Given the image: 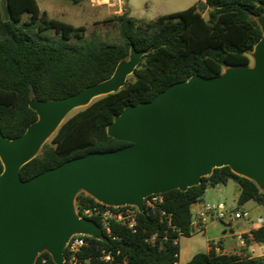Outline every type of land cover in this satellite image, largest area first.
I'll use <instances>...</instances> for the list:
<instances>
[{"label":"trees","instance_id":"trees-1","mask_svg":"<svg viewBox=\"0 0 264 264\" xmlns=\"http://www.w3.org/2000/svg\"><path fill=\"white\" fill-rule=\"evenodd\" d=\"M4 3L9 22L5 20ZM262 17L264 0H205L153 21L136 20L124 11L109 20L119 24L120 44L108 45L96 37L86 40L85 27L50 17L36 0H0V129L7 138L21 136L37 120L38 114L29 107L32 100L77 95L108 80L118 64L128 60L133 47L145 52L124 88L95 99L63 122L52 141L21 168L22 180L26 182L91 152L128 146L107 133V127L127 106L148 103L168 87L193 76L213 78L228 67L250 66V56L262 38ZM50 32L59 39L50 37ZM2 172L0 161V175ZM231 181L238 184L240 207L251 201L264 207V193L254 182L229 167L217 169L197 187L159 195L162 203L151 212L139 214L136 231L114 223L111 234L104 231L101 240L91 237L80 258L99 264L101 252L106 250L117 262L178 264L181 237L195 232L193 207L202 202L209 188ZM93 206L105 207L83 192L77 195L80 214ZM251 234L254 242L264 245V225ZM214 245L211 243L208 252L197 253L188 264H263L251 256L217 253ZM218 246L221 248L222 242ZM42 257L54 264L48 253H42L36 264Z\"/></svg>","mask_w":264,"mask_h":264},{"label":"water","instance_id":"water-1","mask_svg":"<svg viewBox=\"0 0 264 264\" xmlns=\"http://www.w3.org/2000/svg\"><path fill=\"white\" fill-rule=\"evenodd\" d=\"M3 9L11 21L5 3ZM259 25L252 65L228 67L213 78L193 76L148 103L127 106L107 127L108 136L129 143L122 149L91 152L26 182L21 178V168L73 111L125 87L145 54L134 47L108 80L63 99L32 100L38 118L21 136L10 139L0 129V264H35L42 253L64 264L73 236L101 240L99 225L78 216L80 192L143 213L148 197L185 192L229 167L264 193V17Z\"/></svg>","mask_w":264,"mask_h":264},{"label":"rangeland","instance_id":"rangeland-1","mask_svg":"<svg viewBox=\"0 0 264 264\" xmlns=\"http://www.w3.org/2000/svg\"><path fill=\"white\" fill-rule=\"evenodd\" d=\"M39 7L43 11H47L50 17L56 20L70 23L73 26L85 27L86 40L93 37L101 40L108 45L120 44L119 24L117 22H109L115 15L123 14L124 11L129 13L131 18L139 21H153L160 16L171 13H178L199 4L205 0H36ZM207 17V14H204ZM49 36L54 40H58V36L54 32H50ZM75 42H72L74 44ZM253 64V59H252ZM251 64V65H252ZM80 109L73 111L70 115H75ZM68 117V118H69ZM67 118V119H68ZM50 140L46 143L52 141ZM81 193V192H80ZM239 194L238 184L229 182L226 186L211 187L207 190L202 202L193 207L194 214L201 210V205L213 206L217 208L219 205L225 207L226 221L221 222L219 212L208 216L206 231L196 230L190 237L182 236L180 239V263L185 264L192 255L206 252L209 240L221 243L224 240H234L242 229L251 225L252 220L257 217L264 219V207L251 201L240 207L237 202ZM248 211L251 215L250 219L236 220V210ZM227 223H230L228 225ZM227 224V225H225ZM232 226V227H231ZM256 254L261 255L264 251V245L257 243L254 247Z\"/></svg>","mask_w":264,"mask_h":264},{"label":"built area","instance_id":"built-area-1","mask_svg":"<svg viewBox=\"0 0 264 264\" xmlns=\"http://www.w3.org/2000/svg\"><path fill=\"white\" fill-rule=\"evenodd\" d=\"M162 201L163 200L161 196L159 195H152L148 197L145 201L144 212L153 211L158 204L162 203ZM102 206H105V205H102ZM216 212L220 213L219 218L221 222L224 223L226 221V215L224 214L225 207L223 205H219L217 208L210 206V205H207V206L201 205V210L194 214V220L192 222V227L195 229V231L203 230L205 226L204 224L206 223L208 219L207 217L208 216L213 217V213H216ZM77 213L81 219L93 220V222L99 225V227L103 230V232L106 231L108 234H111V226L114 223H117L133 231H136L139 225L138 218H139V214L141 213V211L135 206H124V207H118V206L116 207H111V206L94 207L93 206V207L84 209L82 211V214H80L77 209ZM161 215L168 218L165 212H161ZM235 218L236 220L250 219L251 215L248 211H243L240 209V210L235 211ZM227 224L229 225V223ZM257 224L260 226L264 225V219L258 218ZM91 237L92 236L90 235H84V234L73 236L67 243V246L65 249L64 264H91V262L88 259L83 260L80 258V254L83 252V250L90 245V242L88 239H90ZM235 238H236V242H238L242 248H245L249 246V243L252 244L254 242L253 236L251 233L250 234L241 233V234L236 235ZM66 251H67V254H66ZM216 251H218L219 253H223L222 249L219 248V246L216 247ZM101 253L102 255L99 258V264H128L126 259L121 262H117L114 255L111 252L102 250ZM252 253L253 254L251 255V257L260 259L262 263L264 264V251L261 255L256 254L255 251ZM233 254H235V256H240V257L246 256L243 253V250H240L239 252H235ZM48 261L49 260L47 258L42 257V259L39 261L38 264H49ZM92 264H95V263H92Z\"/></svg>","mask_w":264,"mask_h":264},{"label":"crops","instance_id":"crops-1","mask_svg":"<svg viewBox=\"0 0 264 264\" xmlns=\"http://www.w3.org/2000/svg\"><path fill=\"white\" fill-rule=\"evenodd\" d=\"M43 11V10H42ZM47 12V11H46ZM229 184V183H228ZM227 184V185H228ZM239 194H240V190H239ZM239 194H238V196H237V198H239ZM258 218H262V217H257L256 218V220H252V222L253 223H251V225H249V227L247 226L246 228H244V229H242V231L239 233V234H241V233H248V234H250L253 230H255V229H257V228H259L260 227V225H258L257 224V219ZM229 225H230V223H229ZM232 227V226H231ZM206 229H207V227H206V225L204 226V229H203V231H206ZM181 243V242H180ZM179 243V244H180ZM211 243H214L215 245V247H217L220 243H217V242H215L214 240H209V245H208V247H207V250H206V252H208L210 249H211ZM257 243L256 242H253L251 245H249V246H247V247H245V248H242L241 246H240V244L238 243V242H236L235 241V239L234 240H224V241H222V246H221V249H222V251H223V254H233V253H235V252H239L240 250H243V253L246 255V256H251L253 253L252 252H256V249L254 248L255 247V245H256ZM217 253H219L218 251H217ZM196 254H194V255H192L191 256V258L189 259V260H186L185 261V264H188L190 261H191V259L195 256ZM179 263H180V260H179ZM178 263V264H179Z\"/></svg>","mask_w":264,"mask_h":264}]
</instances>
